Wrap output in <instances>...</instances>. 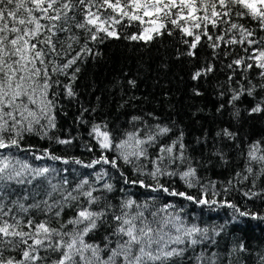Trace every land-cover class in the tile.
Wrapping results in <instances>:
<instances>
[{"label": "snow or ice", "instance_id": "obj_1", "mask_svg": "<svg viewBox=\"0 0 264 264\" xmlns=\"http://www.w3.org/2000/svg\"><path fill=\"white\" fill-rule=\"evenodd\" d=\"M121 39L144 52L171 43L172 58L189 68L194 96L217 81L216 112L227 106L231 123L216 130L211 142L206 132L197 137L198 144L215 145L203 161L189 153L174 120L164 123L148 113L156 121L149 124L132 116L137 126L122 131L106 120L92 122L96 108L87 107L77 121L89 125L99 156L85 163L24 145L28 136L73 144L76 137L55 135L61 96L77 100L82 66L103 55L100 45ZM127 83L137 86L134 78ZM255 119L264 121V0H0V264H244L250 249L242 240L220 249L217 238L229 226L236 237L249 221L264 223V135L252 138L247 130ZM229 147L244 163L221 193L215 182L202 183L200 170L213 160L229 165ZM21 152L34 160L100 168L90 174L93 180L69 187V169L34 166ZM114 176L124 196L116 204ZM173 178L203 191H178ZM131 187L232 213L227 225H189L175 204L157 207L155 196L138 202ZM233 191L241 193L243 205L227 199ZM248 201H260L261 209ZM255 264H264V251Z\"/></svg>", "mask_w": 264, "mask_h": 264}, {"label": "trees", "instance_id": "obj_2", "mask_svg": "<svg viewBox=\"0 0 264 264\" xmlns=\"http://www.w3.org/2000/svg\"><path fill=\"white\" fill-rule=\"evenodd\" d=\"M128 31L131 32L133 29L130 28ZM140 47L135 42L123 39L110 40L104 45H100L99 50L103 55L95 60L89 58L88 62L82 66L80 79L77 81V91L79 92L77 100L69 102L61 96L63 111L58 112L55 135L60 138L76 137L72 145H60L37 136H28L24 145L31 146L32 151L37 154H41L45 148H50L58 156L76 157L85 163L99 156L100 152L95 147V140L88 135L89 125H81L77 121L81 107H87L90 110L96 108V112L91 113L92 122L99 123L101 120H106L109 128H117L122 131H131L137 126L131 121L132 116H144L149 124H154L156 121L152 120L147 115L148 113L158 116L164 123L174 120L185 132L184 141L189 146V153L203 161L215 145L214 143L198 144L197 137H201L202 133L206 132L211 142L216 130L231 123L230 115L227 114V106L224 113L216 112V106L221 100L212 85H215L217 81L212 80L211 83L205 84L206 91L203 96H194L191 90L194 82L189 79V68L172 58L175 49L171 43L167 48H160L159 52L155 47L148 52L139 50ZM161 56L164 57L163 62L168 64L167 69H162L159 66L162 62ZM132 78L137 80L135 88L130 87L127 83ZM224 79V75H219L220 82H223ZM224 99L226 100L227 97ZM245 103L250 106L251 100L248 99ZM198 109H203V111L198 112ZM65 112L67 115L64 114ZM84 116L89 118L90 113H84ZM251 123L252 126L247 130L252 133V138L264 135V121L255 119ZM223 143L221 142V147H223ZM88 146H92L94 151L89 152ZM239 147L242 148L244 145H239ZM225 151L230 159L229 165L224 166L213 160L212 165L200 170L202 183L215 182L216 191L221 193L226 182L233 178L236 171L241 170L244 163L236 148L229 147ZM19 155L29 158L27 152H21ZM29 162L34 166H53L57 170L69 169L67 173L69 187L85 178L93 180V176L90 174L100 168L97 166L95 169H87L81 165L71 163L66 165L62 161L49 159L34 160L29 158ZM64 175L61 173L58 179H63ZM118 179V176H114L111 180L117 188V193L113 194L116 196V199L112 201L113 204L124 198L123 194L119 192L121 184L117 183ZM171 183L178 191H187L192 195H199L203 191L196 187L186 188L178 178H173ZM129 195L141 203L150 200L153 196L158 197L154 202L157 207L173 203L177 211L182 209L180 215L189 225L193 223L201 227L227 225L232 213L231 209L219 206H201L181 197L153 193L140 187H131ZM227 199L241 205L244 204V198L240 192H230ZM247 204L253 210L261 209L260 201H257L255 205H252L251 201H248ZM217 239L220 249L229 247L237 240H242L245 246L250 249V254H245L243 257L244 264H255L256 255L264 251V223L249 221L248 227L236 237L232 235L229 226L223 237Z\"/></svg>", "mask_w": 264, "mask_h": 264}]
</instances>
